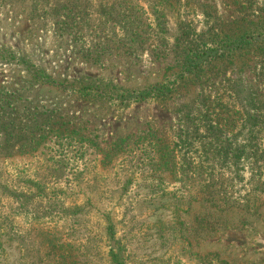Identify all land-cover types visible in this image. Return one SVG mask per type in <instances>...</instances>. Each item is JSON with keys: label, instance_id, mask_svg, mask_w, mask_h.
Returning a JSON list of instances; mask_svg holds the SVG:
<instances>
[{"label": "rangeland", "instance_id": "rangeland-1", "mask_svg": "<svg viewBox=\"0 0 264 264\" xmlns=\"http://www.w3.org/2000/svg\"><path fill=\"white\" fill-rule=\"evenodd\" d=\"M0 264H264V0H0Z\"/></svg>", "mask_w": 264, "mask_h": 264}, {"label": "trees", "instance_id": "trees-1", "mask_svg": "<svg viewBox=\"0 0 264 264\" xmlns=\"http://www.w3.org/2000/svg\"><path fill=\"white\" fill-rule=\"evenodd\" d=\"M254 36H250V35H247V34H244L241 36V38L237 39V47L239 50H242L244 48H247L248 46H251L253 43H254ZM10 125L7 124L4 129L5 131H9L10 130ZM9 133H11V131H9ZM10 135V134H9Z\"/></svg>", "mask_w": 264, "mask_h": 264}]
</instances>
